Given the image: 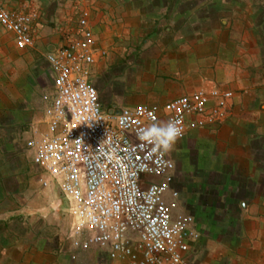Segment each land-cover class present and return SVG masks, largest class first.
Listing matches in <instances>:
<instances>
[{
	"label": "crops",
	"instance_id": "crops-1",
	"mask_svg": "<svg viewBox=\"0 0 264 264\" xmlns=\"http://www.w3.org/2000/svg\"><path fill=\"white\" fill-rule=\"evenodd\" d=\"M1 1L39 17L32 47H17L0 25V264H108L103 250L71 246L62 194L44 186L27 146L46 130L42 95L54 74L45 55L79 36L84 8L105 50L90 79L106 113L160 109L197 90L232 92L227 120L189 131L169 150L170 184L194 232L190 264H264V6L246 0L233 14H175L176 0H164V10L148 14L139 0ZM194 146L201 184L178 190L179 158Z\"/></svg>",
	"mask_w": 264,
	"mask_h": 264
},
{
	"label": "built area",
	"instance_id": "built-area-1",
	"mask_svg": "<svg viewBox=\"0 0 264 264\" xmlns=\"http://www.w3.org/2000/svg\"><path fill=\"white\" fill-rule=\"evenodd\" d=\"M36 11L7 8L0 0V25L19 48L32 47ZM81 10L78 37L45 58L54 74L44 93L46 130L27 141L32 162L68 205L71 246L103 250L108 264H190V217L174 212L180 204L172 188L174 162L139 134L154 123L176 122L185 137L228 119L230 90H197L165 101L161 110L146 103L106 113L90 79L91 66L105 50L97 48ZM74 257V256H72Z\"/></svg>",
	"mask_w": 264,
	"mask_h": 264
},
{
	"label": "rangeland",
	"instance_id": "rangeland-1",
	"mask_svg": "<svg viewBox=\"0 0 264 264\" xmlns=\"http://www.w3.org/2000/svg\"><path fill=\"white\" fill-rule=\"evenodd\" d=\"M140 1V2H139ZM133 0L134 3L142 5L144 12L148 14H154L155 11L161 12L164 10L163 5L165 4L164 0ZM255 4H258V7L264 6V0H254ZM246 5V0H176L174 3V12L175 14H180V12L185 14H233L236 7L243 8ZM260 9V8H259ZM262 10V9H261ZM41 115V114H40ZM41 117H39L37 124H39ZM199 146H194L191 148V154L187 152H182L179 160V167L185 171L184 175H177L174 179V186L179 190L180 188L188 189L189 185L191 190H197L199 188L201 166L198 162H194L195 158L199 157ZM201 164V163H200ZM55 186V185H53ZM57 188V187H56ZM192 191V192H194ZM63 201V200H62ZM67 203H63L62 208L67 207ZM180 205V204H179ZM183 211L181 206H178L174 209V212ZM184 212V211H183ZM63 221L62 225H68L67 220L65 223V211H63Z\"/></svg>",
	"mask_w": 264,
	"mask_h": 264
},
{
	"label": "clouds",
	"instance_id": "clouds-1",
	"mask_svg": "<svg viewBox=\"0 0 264 264\" xmlns=\"http://www.w3.org/2000/svg\"><path fill=\"white\" fill-rule=\"evenodd\" d=\"M182 128L174 121L167 123H154L143 129L139 138L143 142L155 145L157 150L169 151L176 140L182 136Z\"/></svg>",
	"mask_w": 264,
	"mask_h": 264
}]
</instances>
